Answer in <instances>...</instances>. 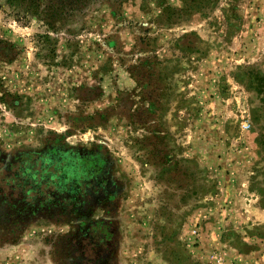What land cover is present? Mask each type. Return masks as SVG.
<instances>
[{"label":"rangeland","instance_id":"1","mask_svg":"<svg viewBox=\"0 0 264 264\" xmlns=\"http://www.w3.org/2000/svg\"><path fill=\"white\" fill-rule=\"evenodd\" d=\"M181 7L100 0L52 30L0 0L1 166L75 150L117 188L92 214L0 199V264H264V221L239 215L264 210V0Z\"/></svg>","mask_w":264,"mask_h":264},{"label":"flooded vegetation","instance_id":"2","mask_svg":"<svg viewBox=\"0 0 264 264\" xmlns=\"http://www.w3.org/2000/svg\"><path fill=\"white\" fill-rule=\"evenodd\" d=\"M81 153L68 150L61 154V161L57 154H27L0 166V171H6L5 176L0 179V199L6 201L5 206H8L12 216L16 219L19 216L29 218L41 207L58 205L63 209L66 206L76 207L81 203L88 204L92 214L100 203L117 196V188L109 189L107 185L105 163L100 165L99 162L90 161L91 165H85L83 159L90 160L93 155L85 156ZM49 168L53 171H48ZM64 202L66 204H61ZM82 222L85 231H92L96 225L94 220H88L87 217ZM102 240L104 236L95 243ZM95 243L92 242L91 245Z\"/></svg>","mask_w":264,"mask_h":264},{"label":"trees","instance_id":"3","mask_svg":"<svg viewBox=\"0 0 264 264\" xmlns=\"http://www.w3.org/2000/svg\"><path fill=\"white\" fill-rule=\"evenodd\" d=\"M100 0H5L11 8L22 14L24 17H34L44 22L52 29L57 30L65 21L77 11H82L85 7ZM121 2L125 0H120ZM166 3V0H162ZM182 7L176 11L178 17L182 15L191 16L196 12H203L215 6L219 0H181ZM167 7V6H166ZM170 9V5L168 7ZM14 45L0 38V57L11 60L13 58ZM18 54V53H16ZM1 166V164H0ZM4 172V171H3Z\"/></svg>","mask_w":264,"mask_h":264},{"label":"crops","instance_id":"4","mask_svg":"<svg viewBox=\"0 0 264 264\" xmlns=\"http://www.w3.org/2000/svg\"><path fill=\"white\" fill-rule=\"evenodd\" d=\"M216 140H219L220 141V143H221V146L219 147V148H223V150L225 149V144H224V141H225V139H221L219 136L218 137H216ZM233 153V152H232ZM229 155H230V153H229ZM245 202V208H242L241 209V214H239L240 215V217H241V220H243V221H247L248 219H249V216H250V211L251 212H253V214H255L254 215V218H256L257 220H260L261 222H263L264 221V210H263V208L262 207H260V206H258V204H256V203H253V202H255V201H252L251 200V203H248V201H244ZM232 203V201L231 202H229V205L231 206L230 208H234V204H231ZM225 210H229V208H227V209H225ZM228 216V215H227ZM233 216V215H232ZM234 218H235V216H233ZM229 218V217H228ZM251 218H252V216H251ZM236 219V218H235ZM253 219V218H252ZM230 221H227V219H225V224L226 223H229ZM255 253H258V254H261V252H263V251H260V250H255L254 251ZM254 252H252V253H254ZM263 254H264V252H263ZM248 255V254H247ZM262 260V259H261ZM259 263L261 262V261H258Z\"/></svg>","mask_w":264,"mask_h":264},{"label":"built area","instance_id":"5","mask_svg":"<svg viewBox=\"0 0 264 264\" xmlns=\"http://www.w3.org/2000/svg\"><path fill=\"white\" fill-rule=\"evenodd\" d=\"M250 126H251V124L249 123V121L243 123V127H244L245 129H249Z\"/></svg>","mask_w":264,"mask_h":264}]
</instances>
